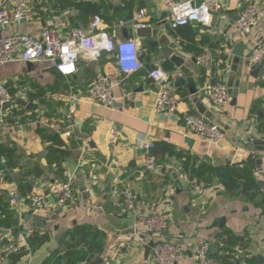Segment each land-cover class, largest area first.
<instances>
[{
    "label": "crops",
    "instance_id": "crops-1",
    "mask_svg": "<svg viewBox=\"0 0 264 264\" xmlns=\"http://www.w3.org/2000/svg\"><path fill=\"white\" fill-rule=\"evenodd\" d=\"M249 3H257L262 13L252 38L246 39L232 17L237 18ZM30 8V17L20 25L10 26L9 32L37 37L42 29L51 28L67 38L76 28L87 26L94 15H101L107 21L109 34L116 24L125 22L116 33L117 39L123 41L124 30L132 28L130 21L140 9L148 12L144 21L147 26L164 19L162 0H30ZM82 13L88 19L83 20ZM220 13L208 29L189 25L178 30L170 28L166 34L170 42L180 45L175 53L185 60L192 74L188 84H195L197 90L206 80L222 82L227 87L234 84L235 102L230 96L223 111L199 94L192 95L189 89L171 86L173 64L160 59L155 49L143 50L141 46L148 38L139 39L136 34L131 40L138 44L144 68L129 76L120 72L116 57L109 53L103 59L100 54L83 55L77 62V73L70 78L60 75L48 60L30 66L14 62L0 68V84L7 86L13 99L38 106L35 111H26L13 105L0 112V119L5 120L0 124V244L24 240L28 246L34 234L49 236L45 244L16 264H69L72 243L67 234L78 226H90L103 236L102 251L90 263L100 257L102 264H152L147 248L166 240L182 250L184 259L179 264H195L197 239L216 244L217 254V237L230 231L249 241L246 248H235L240 264H249L248 260L264 264V209L242 195L226 192L218 180L211 184L191 180L178 157L192 155L215 166L252 161L256 178L264 184V68L254 76L246 64L242 73L231 78L232 52L243 44L247 56L264 38V0H223ZM205 49L213 54L211 72L193 62ZM148 56L155 67L152 70L161 69L170 75L171 91L178 98L175 116H159L153 111L157 92L150 78L152 70L147 68ZM102 74L114 86L113 109L95 104L87 93L89 84ZM56 94L60 97L55 98ZM184 113L201 115L220 125L226 132L224 142L216 146L189 134L182 121ZM39 129L65 143L63 149L70 155L60 166L50 165L53 143L43 141ZM112 129L120 131L115 140L110 138ZM186 140L193 141L191 147ZM146 143L154 144L155 172L146 167ZM3 158L6 165L2 164ZM72 166L76 168L74 174ZM65 173L73 177L74 198L51 216L34 215L27 202L18 208L10 206L8 193L14 187L26 198L64 181ZM124 185L137 195L139 226L123 205ZM153 211L163 213L169 221L161 236H152L143 226ZM0 264L14 263L8 258Z\"/></svg>",
    "mask_w": 264,
    "mask_h": 264
},
{
    "label": "built area",
    "instance_id": "built-area-1",
    "mask_svg": "<svg viewBox=\"0 0 264 264\" xmlns=\"http://www.w3.org/2000/svg\"><path fill=\"white\" fill-rule=\"evenodd\" d=\"M197 0H162L163 15L158 10L153 12L169 23L172 30L192 25L193 22L201 23L208 27L212 21V13L221 12L223 0H204L197 7ZM262 11L257 3H249L240 12L237 22L238 28L246 39L252 38ZM32 14L30 0H2L0 3V68L14 62L35 63L48 60L54 63L56 71L65 78H70L77 73V62L86 54H99L106 50L116 57L120 72L126 76L137 73L144 68L140 58V49L134 40L117 39V28L123 27L125 22L116 24L109 34L107 21L100 15H94L87 26L79 27L69 33L67 38H62L51 28H44L41 34L33 37L21 32H9L12 25H20ZM148 12L140 9L130 21L133 29L146 28L145 18ZM264 58V38L256 42L249 55L245 56V63L253 66ZM197 65L211 72L214 65L213 54L210 49H205L197 57ZM150 78L158 89L153 101V111L159 116H175L178 111V98L172 93L170 75L155 69L150 72ZM113 83L105 74L98 76L87 88L89 98L95 104L107 109H113L116 99L113 94ZM199 96L206 98L218 111H223L230 101L229 89L225 83L206 80L198 90ZM59 98L60 94H56ZM13 100L5 84H0V110L3 105ZM1 112V111H0ZM71 119V118H70ZM5 120L0 119V124ZM182 121L189 134L200 141L220 145L226 138L225 130L213 121L201 115L184 113ZM71 124V123H70ZM72 127L74 125L72 124ZM69 135V134H67ZM120 136V131L112 129L111 140ZM143 148L147 152L146 167L150 172L156 171V157L152 154L154 144L146 143ZM6 165V159H2ZM64 181L58 182L46 192H34L28 197H23L19 188L14 187L9 191L10 206L18 208L27 202L31 211L36 216L49 217L57 209L65 207L74 198V180L68 176ZM98 178H94L95 185ZM123 205L126 211L133 216L136 226L141 225L138 218L140 210L137 205V195L128 185L121 191ZM50 198L54 200L51 204ZM169 221L163 213L153 211L143 221V226L152 236H161L167 230ZM28 246L24 240L0 244V263L11 256L17 255ZM184 259L180 247L166 240L153 243L151 249L152 264H179ZM195 264H218L212 257L210 243L202 238L197 239Z\"/></svg>",
    "mask_w": 264,
    "mask_h": 264
},
{
    "label": "trees",
    "instance_id": "trees-1",
    "mask_svg": "<svg viewBox=\"0 0 264 264\" xmlns=\"http://www.w3.org/2000/svg\"><path fill=\"white\" fill-rule=\"evenodd\" d=\"M222 59L226 60V57ZM10 94L13 96L11 91ZM13 114L16 115L17 112L13 111ZM38 134L43 141L53 143L48 158L50 165L60 166L70 155V152L65 150L66 148L63 149L66 147L65 143L60 138H50L43 129H39ZM178 157L183 161L184 172L191 180L196 179L206 184L218 180L226 192L242 195L248 202L264 209V184L256 178L252 161L243 165L225 164L215 166L207 161H200L198 157L192 155L182 154ZM67 237L70 238L72 243L68 252L69 264L90 263L95 255L101 253L104 246L101 233L90 226H78L69 232ZM48 239L49 236L46 234H34L29 239L28 247L23 249L21 253L11 256L10 259L16 264L31 251L45 244ZM217 242L220 246V252L215 255L212 254V257L218 264H240L241 261L235 248L237 246L241 247L240 249L246 248L249 243L246 237L238 236L230 231H225L218 236ZM248 263L256 264L254 260H248Z\"/></svg>",
    "mask_w": 264,
    "mask_h": 264
},
{
    "label": "water",
    "instance_id": "water-1",
    "mask_svg": "<svg viewBox=\"0 0 264 264\" xmlns=\"http://www.w3.org/2000/svg\"><path fill=\"white\" fill-rule=\"evenodd\" d=\"M204 0H197V7H199ZM221 13H212V25H214L215 22H217L218 17ZM81 18L83 20L88 19L87 15L85 13L81 14ZM233 19H235L236 21L239 20V16H237V18L232 17ZM193 26H198V27H202L201 23L198 22H193L192 23ZM206 28V27H203ZM208 29V28H206ZM170 30V25L166 20H161L160 22H153L152 24H150L149 26H147L146 28H140V29H133V28H127L124 30V35H125V39L129 40L131 38L135 37V34L137 35V37L139 39H145L148 38V40L144 43V45H142V49L143 50H151V49H155L159 52V57L162 60H169L172 64L173 67L171 68V75L174 78V83L171 85L175 88H183L185 90L189 89L190 93L192 95H197L198 94V90L195 86V84H188V78L192 77V74L189 72V70L186 68L185 66V60L180 57L179 55H177L175 53V51L180 47L179 44H174L172 42H170L169 40V35H167L166 33ZM245 45L243 44H239L237 49L232 52V56H233V68H232V76L231 78H233V76L236 73H242L243 67L244 65H246L245 63ZM100 58H105L108 54V52L106 50H101L100 51ZM193 62L197 63V59L194 58ZM147 68L149 70L154 69L155 67L151 65V56H148L147 58ZM31 63H28V66H30ZM264 68V58L262 59L261 62L251 66V74L256 76L258 74L259 71H261ZM236 86V85H235ZM153 88H155V91L158 92V89L156 88V86L154 85ZM237 88V86H236ZM229 89V94L230 96H233L234 98V102H235V98L237 96V92L236 90H234V84H230L228 86ZM13 105H15L18 108H23L26 111H35L37 110L38 106L34 105L33 103L28 102L27 100L24 99H20V98H14L12 101L6 103L5 105L2 106L1 110L2 112H6L10 109H12ZM201 113H204V110H201ZM187 144H189V147L192 146L193 141L192 140H186ZM259 144V143H257ZM93 145V144H92ZM256 160L260 159L259 155L255 156ZM206 160H208L209 162H212V160L209 157H206ZM72 173L74 174L76 171L75 166H72ZM30 188V187H29ZM51 204H54V200L52 198L49 199ZM56 214L59 213V211L55 212ZM40 219V217L38 218ZM153 243L150 244V246L147 248V251L150 252L152 249ZM210 250L212 254H215L217 252V246L216 244L212 243L210 244ZM103 260L98 257L96 258V260L90 264H102Z\"/></svg>",
    "mask_w": 264,
    "mask_h": 264
}]
</instances>
